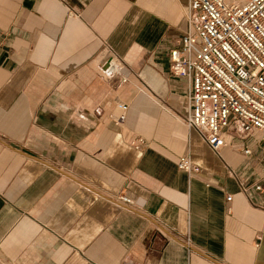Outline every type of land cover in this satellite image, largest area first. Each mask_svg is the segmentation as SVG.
<instances>
[{
	"label": "crops",
	"instance_id": "crops-1",
	"mask_svg": "<svg viewBox=\"0 0 264 264\" xmlns=\"http://www.w3.org/2000/svg\"><path fill=\"white\" fill-rule=\"evenodd\" d=\"M188 4L0 0V264H264L260 133L217 153L186 125Z\"/></svg>",
	"mask_w": 264,
	"mask_h": 264
},
{
	"label": "built area",
	"instance_id": "built-area-1",
	"mask_svg": "<svg viewBox=\"0 0 264 264\" xmlns=\"http://www.w3.org/2000/svg\"><path fill=\"white\" fill-rule=\"evenodd\" d=\"M185 18V34L176 40L169 57L172 75L190 83L187 127L217 153L229 144L227 131L240 142L257 131L264 142V0H189ZM120 71L115 67L108 74ZM128 110V104L118 102L109 118L121 126ZM142 144L139 140L136 148ZM243 152L249 156L252 150ZM178 168L189 176L201 173L190 158H180ZM119 199L132 203L126 195Z\"/></svg>",
	"mask_w": 264,
	"mask_h": 264
}]
</instances>
